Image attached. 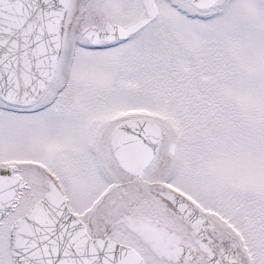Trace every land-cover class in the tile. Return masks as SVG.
Listing matches in <instances>:
<instances>
[{
  "label": "snow or ice",
  "instance_id": "obj_1",
  "mask_svg": "<svg viewBox=\"0 0 264 264\" xmlns=\"http://www.w3.org/2000/svg\"><path fill=\"white\" fill-rule=\"evenodd\" d=\"M0 264H264V0H0Z\"/></svg>",
  "mask_w": 264,
  "mask_h": 264
}]
</instances>
